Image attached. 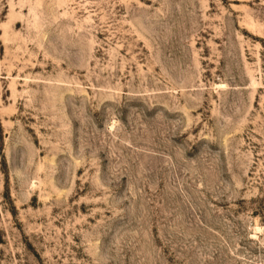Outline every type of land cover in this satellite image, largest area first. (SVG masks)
<instances>
[{"label":"rangeland","instance_id":"obj_1","mask_svg":"<svg viewBox=\"0 0 264 264\" xmlns=\"http://www.w3.org/2000/svg\"><path fill=\"white\" fill-rule=\"evenodd\" d=\"M0 264H264V0H0Z\"/></svg>","mask_w":264,"mask_h":264}]
</instances>
